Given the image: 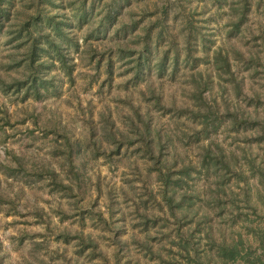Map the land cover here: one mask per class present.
<instances>
[{
  "label": "rangeland",
  "instance_id": "rangeland-1",
  "mask_svg": "<svg viewBox=\"0 0 264 264\" xmlns=\"http://www.w3.org/2000/svg\"><path fill=\"white\" fill-rule=\"evenodd\" d=\"M11 1L3 5L11 19L36 12L62 15L80 46L72 52L76 63L73 82L63 77L58 96L21 100L0 89V159L17 155L26 169L44 163L66 182L62 158L55 153L61 139L56 141L49 131L58 127L70 141L81 145L73 163L82 183L74 188L76 195L69 197L29 173L6 179L0 175L2 193L15 204L13 208L0 206L2 263L37 264L44 259L48 264H115L119 255L122 260L129 258L130 264H162L157 254L150 256L138 244L146 240L154 253L165 258L169 243L177 239L171 219L162 230L169 233L166 238L156 234V227H150L146 234L137 224L136 211L163 213L155 201L147 200L150 191L160 197L155 172H147L149 161L133 147H122L117 154L106 156L115 148L105 139V117L124 131L135 108L168 136L162 159L173 165V170L190 162L198 164L201 149L217 144L232 167L243 172L229 176L202 170L175 195L182 191L198 194V216L207 217L218 246L242 241L245 252L260 254L259 238L254 233H264V140L259 139V129L246 126L233 130L229 120L221 118L208 138L195 141L189 134L199 124L185 115L166 113L159 105L194 106L189 96L197 73L212 83L202 94L207 104L215 100L220 113L228 107L249 112L264 122V0ZM6 41L1 31V73H5L2 64L15 51ZM117 44L144 49L147 69L134 73V61L121 57L115 50ZM93 48L102 58L90 57ZM218 48L227 52L237 85L224 82L228 76H219L214 70L211 59ZM160 62L163 64L158 67ZM93 144L103 156H96ZM61 210L65 217L58 212ZM98 214L107 219L106 224L97 220ZM47 222L54 230L66 227L91 235L105 258L91 260L89 254L77 251L75 242L56 240ZM198 239L195 242L204 254L208 244L204 238ZM176 249L173 246L174 256L166 259L179 261ZM210 255L213 263L222 264L216 247ZM179 256L182 264L186 259Z\"/></svg>",
  "mask_w": 264,
  "mask_h": 264
},
{
  "label": "trees",
  "instance_id": "trees-1",
  "mask_svg": "<svg viewBox=\"0 0 264 264\" xmlns=\"http://www.w3.org/2000/svg\"><path fill=\"white\" fill-rule=\"evenodd\" d=\"M48 1L50 4L56 2V0ZM0 2V33L1 31L5 33L6 42L10 43L15 50L8 55L9 59L7 62L2 64L5 73L0 72V89L6 94L15 95L21 100L28 98L42 100L49 96H58L61 93L63 77L66 78L67 82H73V70L76 63L74 62L72 52H77L80 46L76 36L74 37V34L69 31L70 24L61 17L62 15L56 14L50 17L49 13L47 16H43L39 12L26 16L23 19H21L23 17L21 14L11 19L8 17V13L3 8V5H5L4 2L11 3L12 1L0 0ZM145 44L144 48L147 46V43ZM115 50L121 57H129L130 61H134L132 69H134V73L137 75L142 74L147 69L148 61L144 49L139 50L129 47L127 44H124V46L117 44ZM90 51V57L102 58V54L98 57L99 54L95 53L96 50L94 48ZM211 62L219 76H222L221 74L228 76L224 79V82L233 81L235 85L238 84L231 71L227 52H223L220 48L216 49L213 51ZM160 63L158 67L163 64L162 62ZM193 77L189 98L196 103L194 106L182 105L173 108L159 105L160 108L165 109L166 113L173 111L176 115H185L188 119L199 124L197 130L194 126L190 132L189 137L191 139L199 141L208 138L211 132L216 130L220 124L221 118H227L233 130L246 126L257 127L260 131L259 139L264 140V122L262 119L260 120L258 116L246 111L229 110L228 107L225 108L224 113H220L217 101L214 100L211 104H207L202 96L212 85L209 77H204L197 73ZM219 82L221 84V81ZM157 99L158 97H156ZM105 118V139L115 148L110 150L106 156L117 154L122 147H133L134 151L142 159L149 161L150 167L147 172H155L157 181L160 183L158 193L160 197H157L150 191L151 193H149L150 196L147 200L151 198L155 201L159 211L163 213L158 215V213H146V210L136 211L138 226L146 234L150 227H156L158 230L156 234H160V236L166 238L169 236V233L162 232V230L167 226V221L171 219L173 224H176L177 239H173L174 241L169 243L167 257L169 255L171 257L174 256L172 254V247L176 246L175 252H177L178 256L176 257L178 258L176 261H179L175 263L166 259L167 257L164 258L161 253H154L146 240L138 242L140 248L150 256L157 254L156 258L162 264H179L178 262H181L179 255L186 259L182 264H216L210 258V252L213 247H216L222 264H235L237 261H242V264H264V233L254 231L256 237L259 238L260 254L248 250L245 252V248L243 249L242 247L244 246L242 245V241H238L230 246L224 244L218 246L211 234L212 231L208 226V221H206L207 217L204 214L200 215V217L198 216V208L195 207L198 194L182 191L180 196L177 197L175 195L188 182L194 180L195 176L199 175L202 170L210 171L214 174L215 172L222 175L228 174L229 176L243 174V172L236 171L232 167L231 162L225 159L223 150L219 145L210 144L204 146L199 154L198 164L190 162L182 164L173 170L174 166H168L162 159L165 155L164 150L167 148L169 138L166 134L164 136L159 128L152 124L150 117L143 116L139 109L135 108L132 110V115L128 116V129L124 131L117 127L115 121L109 116ZM49 131L55 134L56 141L61 139L57 143L55 153L62 158L61 165L65 167L64 171L67 174H65L66 182L64 181L65 178L59 177L55 169L44 163L37 166L32 164L30 168L26 169L21 159L11 153L10 160L7 158L0 159V175H3L6 179L8 177H18L23 173H29V175L35 177L37 180L46 181L47 185L53 188L54 191L63 193L69 197L75 196L74 188L81 185L82 177L79 174V170L75 168L73 156H77L76 154L79 153L81 145L70 141L68 134L66 132L62 133L58 127ZM186 132L188 131L185 130ZM92 147L96 156H103V153L98 152V148L94 144ZM240 177L237 178L240 179ZM2 191L0 186V206L7 204L8 208L15 207L13 199L4 196ZM58 212H60L61 216L65 217L64 210ZM96 218L99 222L107 223V219L102 214H98ZM47 228L52 232L56 240L65 243L70 241L75 242L77 251L80 254H89L92 257L91 260L99 256L105 258L102 251L98 249L97 241L91 235L79 230L72 231L66 227H55L54 230L51 229L52 227L49 224ZM197 235H201L202 237H198ZM198 238H204L208 244V250H204V254L198 248V242H195L196 239L199 240ZM114 262L115 264H130L129 258L122 260L119 255H116ZM0 264H3L2 258H0ZM37 264L48 263L44 259H41Z\"/></svg>",
  "mask_w": 264,
  "mask_h": 264
}]
</instances>
